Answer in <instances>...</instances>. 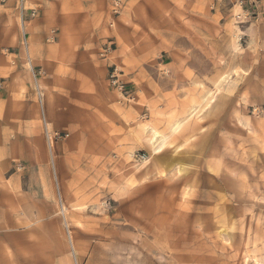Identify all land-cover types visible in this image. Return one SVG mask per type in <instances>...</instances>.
Here are the masks:
<instances>
[{"label": "rangeland", "instance_id": "rangeland-1", "mask_svg": "<svg viewBox=\"0 0 264 264\" xmlns=\"http://www.w3.org/2000/svg\"><path fill=\"white\" fill-rule=\"evenodd\" d=\"M71 1L64 10L81 14L62 21L70 38L78 37L71 49L88 47L100 51L96 61L110 60L96 87L119 114L121 127L111 131L119 143L100 155L92 147L71 149L63 122L47 130L45 70L30 67L23 37L18 59L30 75L44 148L37 134L30 150L12 143L8 175L35 190L46 171L54 196L43 207L32 191L29 203L46 211L47 221L54 206L59 210L53 235L29 246L32 259L40 253V264H264V0H116L117 8L115 0ZM17 11L26 22L18 3ZM57 33L50 29L48 41ZM175 123L180 128L170 134ZM146 126L167 137L157 152ZM70 155L85 168L76 170L79 198L64 194L72 182L58 160Z\"/></svg>", "mask_w": 264, "mask_h": 264}, {"label": "crops", "instance_id": "crops-1", "mask_svg": "<svg viewBox=\"0 0 264 264\" xmlns=\"http://www.w3.org/2000/svg\"><path fill=\"white\" fill-rule=\"evenodd\" d=\"M26 1L27 10L34 9L37 12L35 18H29V11H26V17L23 18L26 22L21 21L18 16L16 0L0 4V78H5L4 90L0 92V264H31L32 262L40 264L41 254L37 253L36 258L32 259L29 246L41 245L45 238L53 235L52 230L58 226L56 214L59 210L56 206L52 211L54 219L47 221L46 211H41L40 208L36 210L34 207L37 206L32 207L29 203L34 195L33 192L43 197V207L46 206V197L54 196L52 188L47 194L46 171L43 176L40 175V185L35 190L30 189L29 185H26L27 188L25 186L23 189L19 188L20 179L8 175L12 161L16 159L15 152H10L12 143H21L22 149L30 150V147L37 142L35 139L31 141V134H37L38 141L41 142L40 145L38 144L39 148H44L40 111L32 95V85H28L30 75L23 69L18 59L22 56L20 46L22 38L25 37L28 42L30 67L45 70L46 75L41 80V86L44 90V115L48 131L62 128L59 123L63 122L66 124L63 127H66L72 135L71 149L82 146L92 147L94 150L100 149L102 155L104 149L119 143L117 136L115 139L111 138V131L117 132L118 127H121L117 126L115 121V115L119 117V114L107 107L103 95L98 93L99 87H96L104 78L110 60L96 61L95 54L100 51L88 47L78 51L72 50L71 46L78 37L70 38V31L62 25L64 19L81 15L78 9L72 11L66 7L64 10L68 0ZM86 1L71 2L79 6ZM84 17L87 18V15H83L82 18ZM52 28L58 30L54 43L48 41ZM3 49H9L11 55L4 56L1 53ZM119 63L125 66L126 61L121 60L120 57ZM84 115L91 118L87 119L89 123L79 122ZM125 120L123 119L122 122ZM150 130L152 129L147 127L146 131ZM11 139L14 141L10 142ZM69 147L67 145V148ZM69 159H73V155L58 160L61 162L59 166L68 173L67 181L72 182L71 185H65L64 194L79 198L82 185H79L76 170L78 173L85 171V168L71 163ZM27 164L30 165L29 162ZM32 211L36 215L33 220L25 213V216L20 215L21 212L32 213ZM48 225L51 227L46 232ZM45 258L46 256L43 255L42 261Z\"/></svg>", "mask_w": 264, "mask_h": 264}, {"label": "bare ground", "instance_id": "bare-ground-1", "mask_svg": "<svg viewBox=\"0 0 264 264\" xmlns=\"http://www.w3.org/2000/svg\"><path fill=\"white\" fill-rule=\"evenodd\" d=\"M179 127H180V123H176L174 126H172L170 130L171 134H174L179 129ZM145 130H147V127H145ZM148 132L150 133L147 140L148 144L152 147L153 152H157V150L161 147V145L165 143L167 137L160 135L156 130L153 129Z\"/></svg>", "mask_w": 264, "mask_h": 264}, {"label": "built area", "instance_id": "built-area-1", "mask_svg": "<svg viewBox=\"0 0 264 264\" xmlns=\"http://www.w3.org/2000/svg\"><path fill=\"white\" fill-rule=\"evenodd\" d=\"M8 1L9 0H0V2L2 4L6 3ZM16 1L18 3V6H19V14H20L21 19H23L24 17H26V15H25V12L26 11H29V18H32V17L35 16L36 12H35L34 9L27 10V8L25 7V0H16ZM113 3H114V6L117 8L119 1H116L115 0V1H113ZM111 79H114L113 80V84L114 85H117L118 89L121 90L123 88V86L121 84H119L118 80L114 78V74L111 75Z\"/></svg>", "mask_w": 264, "mask_h": 264}]
</instances>
